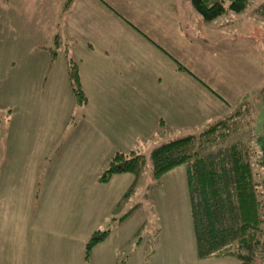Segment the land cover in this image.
<instances>
[{"label":"crops","instance_id":"obj_1","mask_svg":"<svg viewBox=\"0 0 264 264\" xmlns=\"http://www.w3.org/2000/svg\"><path fill=\"white\" fill-rule=\"evenodd\" d=\"M159 1L162 8L146 0H0V107H14L6 117L4 143L0 140V264H119L122 245L145 226V220L131 226L140 206L84 258L86 240L134 181L130 172L97 181L104 161L116 148L129 150L146 140L155 145L178 135L163 139L161 125L172 130L207 124L225 111V104L175 60L212 88L209 80L215 78L238 90L234 78L228 82L201 72V59L208 55L192 42L180 5ZM228 12L235 11L223 14ZM199 16L214 29L231 26ZM23 22L38 33L26 37ZM57 32L68 45L51 61L48 48ZM67 55L78 65L87 103L82 119L62 137L74 106ZM23 79L31 82L32 103L18 94ZM172 177L193 240L185 167L168 170L151 193L174 185ZM146 242L140 240L134 255L139 264H148ZM194 254L199 262L196 249ZM126 264H134L131 257Z\"/></svg>","mask_w":264,"mask_h":264},{"label":"trees","instance_id":"obj_2","mask_svg":"<svg viewBox=\"0 0 264 264\" xmlns=\"http://www.w3.org/2000/svg\"><path fill=\"white\" fill-rule=\"evenodd\" d=\"M250 2L191 0L196 11L208 21L227 9L241 12ZM62 41L61 33L57 32L50 47L51 61L55 60ZM66 63L75 104L83 108L87 95L78 65L69 55ZM178 67L191 74L179 63ZM242 110L240 105L233 112L210 120L198 132L183 133L155 144L149 155L152 180L148 187L159 184L168 170L184 164L197 256L201 259L232 256L240 261L239 264H255L258 258H264V178L254 170L255 165L264 167V135L256 133L253 141L245 137L227 141L230 131L237 132L240 128ZM9 112L10 109L7 117ZM146 162V155L140 149H116L97 175V181H108L117 173H132L135 180L123 196L126 198L136 187ZM136 205L138 203L122 215L114 216L104 228L96 229L88 237L86 259L90 257L92 248L109 234L111 227L123 220ZM141 233L140 229L138 240L133 242L135 246L140 242ZM124 263L125 260H119V264Z\"/></svg>","mask_w":264,"mask_h":264},{"label":"rangeland","instance_id":"obj_3","mask_svg":"<svg viewBox=\"0 0 264 264\" xmlns=\"http://www.w3.org/2000/svg\"><path fill=\"white\" fill-rule=\"evenodd\" d=\"M146 2L151 3L153 6L158 5L159 8H162L160 6L162 3L159 0H146ZM166 2L180 5L178 7L182 9L181 16L184 21L183 25L187 28L189 33H192V42L200 43L199 48L208 55L207 57L203 56L201 59V72L215 73L219 75L222 80H227L228 82L230 79L234 78L236 85H238L236 88L238 90V87L241 88L239 91L237 89V91H234L235 89L233 90L230 87L223 86L219 79L215 80V78L211 77L212 79L209 81H212V83L215 84V90L205 80L200 79L187 68L193 77L215 94L222 104H225V111L220 114V116L230 111L233 112V110L242 105L244 111L242 110L243 112L239 121L241 124L240 128L237 132L230 131V134L226 137L227 141H232L235 138L242 137L253 141L255 139V135H257L256 133L264 135V0H251L248 7L244 11L228 12L210 21V23H216V25L222 22H230L229 24L231 26L223 29H214L210 26L208 27L207 22L201 20L202 18L194 10L190 0H168ZM27 17L25 18V21L27 20ZM32 22H34V20H32ZM26 25H28L26 22L25 26L24 22L22 23V26L27 29ZM28 29L29 36L26 34V37L28 38H31L38 33L29 25ZM67 45V43H60L59 48ZM48 52L50 53L49 48ZM203 59H206V61ZM207 60L211 63L212 68L207 63ZM178 63L183 67H186L184 64L175 60L176 67L178 69H181L178 67ZM181 70L186 71L185 69ZM27 80L28 79L21 80L23 87L20 89L18 94L24 103H32L34 97L31 95L32 90L29 86L31 82L27 83ZM232 92H237V94H233ZM8 109H10V117L14 107H0L1 142L6 130L5 128L8 126V120H6ZM83 115L84 107L78 108L75 104L74 97L73 110L69 116L68 123L65 126L62 137L67 136L73 131L77 121L81 120ZM72 122H76V124L72 125ZM204 124L205 123L202 122L195 125H186L185 127H173L172 130L168 129L166 125H161L162 130H159L158 128V131H160V136L162 134L164 136L163 139H166L167 137L169 138V136L177 134L180 135L181 133L198 132L203 128ZM155 136H157V133L153 135L152 140H154ZM154 142L157 144L158 140ZM146 144L144 143L138 146H136V144L134 145V148H136V150L140 149V152H143L147 158L146 166L137 181L136 187H134L128 197H122L120 204L102 219L97 226V229L104 228V226L112 220L114 216L118 217L120 214L122 215L130 209L131 206L138 203L136 207L140 206L141 208L139 212L130 217V220L131 226L132 223L137 226L138 223L145 220V226L141 229L142 233L140 235V240L147 241L144 255L146 258L148 257V261H146V263L239 264L240 261L232 256H212L205 259L198 257V259H201L199 262L196 258H194L196 243L195 239H190L189 234V228H191L192 223L188 222L187 209L184 206L179 205L180 199L176 194L177 192L179 193L180 186L178 187V190L175 186V179L172 177L171 181L174 185H170L169 188L163 187L158 189L156 196L151 193L152 188L161 184L165 173L163 174L159 184L154 185L151 188L148 187L152 180L151 161L149 155L150 149L154 145H150V140H146ZM116 149H114V151ZM111 155H109V157L104 161L96 175H98L104 168ZM181 165L185 167L184 164ZM254 170L264 178V167L255 165ZM177 181L178 185H180V180L177 179ZM170 194L171 197H169ZM123 196H125V194ZM166 196H168V198H166ZM159 198L161 199V202L163 201V206L161 205ZM116 225L112 226L111 230H113ZM161 227H163V237L160 236ZM133 236L124 246L122 245L118 253V261L125 260L124 264L129 261L130 257L134 261V264H139V261L136 260L134 255L139 253L140 249L137 248L138 244L136 246L133 244L134 241L138 240V232ZM255 264H264V258H258Z\"/></svg>","mask_w":264,"mask_h":264}]
</instances>
